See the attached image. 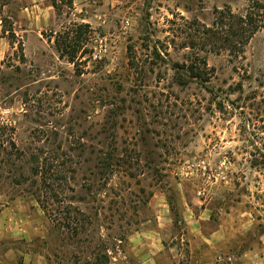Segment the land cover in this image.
Instances as JSON below:
<instances>
[{"label":"rangeland","instance_id":"obj_1","mask_svg":"<svg viewBox=\"0 0 264 264\" xmlns=\"http://www.w3.org/2000/svg\"><path fill=\"white\" fill-rule=\"evenodd\" d=\"M49 1L0 0V264H264V0Z\"/></svg>","mask_w":264,"mask_h":264},{"label":"crops","instance_id":"obj_2","mask_svg":"<svg viewBox=\"0 0 264 264\" xmlns=\"http://www.w3.org/2000/svg\"><path fill=\"white\" fill-rule=\"evenodd\" d=\"M31 10L30 14L32 17L40 19L41 23L44 24L46 21L54 20L56 17V12L54 8L53 2L51 3L49 0H31ZM70 4L72 5V15L76 17L79 22H83L86 24H91L93 22V17L88 13L90 9L94 14L96 10L97 4L93 3V0H70ZM105 0H103L102 6H104ZM94 8V9H93ZM75 13H74V12Z\"/></svg>","mask_w":264,"mask_h":264},{"label":"trees","instance_id":"obj_3","mask_svg":"<svg viewBox=\"0 0 264 264\" xmlns=\"http://www.w3.org/2000/svg\"><path fill=\"white\" fill-rule=\"evenodd\" d=\"M227 14H228L229 17L231 16L230 13H227ZM219 18H220V22H221V26H222V21H221L222 18H223L222 13H220V17ZM84 25H86V24H84ZM258 26L259 25L256 23V21H254V19H252L251 16L235 17L233 19V24L229 27V29H230L231 34H234V35H243V34H246L247 33L248 34V37H249V35L253 34V32L256 30V28ZM80 27H78L74 31V33H76V35H79L80 34ZM214 33H217V32H214ZM69 39H72V38H69ZM54 42H55V48H56V51L59 54V57H63L64 55H66L69 58H71L70 60L72 61L73 60L74 53H70L68 51V49L70 48L71 44L68 43L69 41H67V38L65 37L64 40L62 39V41H59L58 38H55V41Z\"/></svg>","mask_w":264,"mask_h":264}]
</instances>
